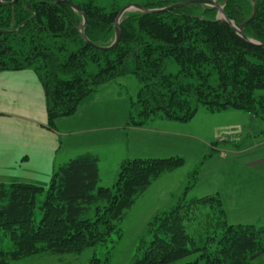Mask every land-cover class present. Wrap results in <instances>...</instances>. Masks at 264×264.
<instances>
[{
	"label": "trees",
	"instance_id": "16d2710c",
	"mask_svg": "<svg viewBox=\"0 0 264 264\" xmlns=\"http://www.w3.org/2000/svg\"><path fill=\"white\" fill-rule=\"evenodd\" d=\"M12 1L0 0V31L6 32L0 33V71L33 68L51 128L99 87L126 76L140 85L128 110L134 127L154 119L187 122L198 107L264 113V95H255L264 92V48L243 41L214 8L127 13L119 23L118 45L99 51L81 38L82 15L70 7L55 0ZM181 1L187 0H142L139 5L153 10ZM215 1L237 26L247 22L242 29L247 39L264 44V0ZM76 6L86 19L87 40L97 47L111 45L121 7L106 10L94 0ZM172 64L175 74L168 72ZM98 163L97 156L86 153L60 166L38 207L39 221L41 188L0 183V264L79 255L104 244L119 231L117 223L136 197L160 175L184 165L179 157L126 159L114 186L105 188L98 186ZM191 179L188 188L195 174ZM146 234L150 239L141 240L131 264H252L264 255V228L228 224L217 196L180 198L154 215Z\"/></svg>",
	"mask_w": 264,
	"mask_h": 264
},
{
	"label": "rangeland",
	"instance_id": "374dc122",
	"mask_svg": "<svg viewBox=\"0 0 264 264\" xmlns=\"http://www.w3.org/2000/svg\"><path fill=\"white\" fill-rule=\"evenodd\" d=\"M71 1L76 5L87 0ZM94 3L110 10L139 5L142 0ZM168 72L175 74L177 67L170 65ZM139 88L132 76L102 85L73 115L56 119L51 128L44 92L33 68L0 71V183H30L43 190L36 199V221L41 219L38 207L53 173L81 154L98 157V186L105 188L114 186L124 156L179 157L184 162L181 168L160 175L136 197L117 223L119 231L104 244L79 255L35 256L10 264H88L90 260L131 264L141 240L150 239L146 228L154 215L168 211L180 198L189 202L217 196L228 224L264 228V113L198 107L187 122L154 119L132 132L122 131L134 127L129 125L128 110ZM193 174L195 184L188 188ZM252 264H264V255Z\"/></svg>",
	"mask_w": 264,
	"mask_h": 264
},
{
	"label": "water",
	"instance_id": "95a60500",
	"mask_svg": "<svg viewBox=\"0 0 264 264\" xmlns=\"http://www.w3.org/2000/svg\"><path fill=\"white\" fill-rule=\"evenodd\" d=\"M15 1V0H13ZM12 1V2H13ZM11 2V3H12ZM56 3H61L64 4L68 7H70L73 11L79 13L82 15V20L83 23L82 25L78 28V33L80 34L81 38L92 48L99 50V51H109L112 50L113 48H115L120 40V31H119V23L122 19L123 16H125L127 13L130 12H140V13H146V14H150V13H157V12H165L168 10H173L176 8H180V7H184V6H189V5H203L206 7H210V8H214L217 11L218 14V19L224 23L226 26H228L229 28H231L237 36H239L243 41L252 44V45H256V46H260L264 48V44H259L253 40L247 39L242 32L243 27L245 26V23H243V25L237 26L235 23H233L232 21L228 20L223 12V7L220 6L216 1H211V0H187V1H181L179 3H175L172 4L171 6H168L166 8H162V9H153V10H149L146 9L144 7H142L141 5L138 4H128L126 6H124L123 8L120 9V11L118 12L116 18H115V22H114V40L111 43V45H109L108 47H97L92 45L87 38L85 37L84 33H83V29L85 27L86 24V19L84 17V15L82 14L81 10L72 2L68 1V0H55ZM10 4V3H9ZM254 14V11L250 17V19L252 18ZM0 33H6L4 31H0Z\"/></svg>",
	"mask_w": 264,
	"mask_h": 264
},
{
	"label": "crops",
	"instance_id": "0c3cea01",
	"mask_svg": "<svg viewBox=\"0 0 264 264\" xmlns=\"http://www.w3.org/2000/svg\"><path fill=\"white\" fill-rule=\"evenodd\" d=\"M116 129H119V128H116ZM136 129H138L137 127H131V128H129V129H120V130H125V131H129V132H132L131 130H136ZM139 130H141V129H139ZM122 158H126V159H133V158H135V157H122ZM98 171H99V163H98Z\"/></svg>",
	"mask_w": 264,
	"mask_h": 264
},
{
	"label": "flooded vegetation",
	"instance_id": "af4514ba",
	"mask_svg": "<svg viewBox=\"0 0 264 264\" xmlns=\"http://www.w3.org/2000/svg\"><path fill=\"white\" fill-rule=\"evenodd\" d=\"M211 1H215V0H211Z\"/></svg>",
	"mask_w": 264,
	"mask_h": 264
}]
</instances>
